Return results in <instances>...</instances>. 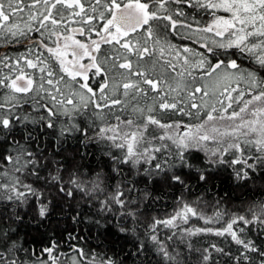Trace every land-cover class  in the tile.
<instances>
[{"label": "snow or ice", "instance_id": "obj_1", "mask_svg": "<svg viewBox=\"0 0 264 264\" xmlns=\"http://www.w3.org/2000/svg\"><path fill=\"white\" fill-rule=\"evenodd\" d=\"M0 264H264V0H0Z\"/></svg>", "mask_w": 264, "mask_h": 264}, {"label": "trees", "instance_id": "obj_2", "mask_svg": "<svg viewBox=\"0 0 264 264\" xmlns=\"http://www.w3.org/2000/svg\"><path fill=\"white\" fill-rule=\"evenodd\" d=\"M235 195L239 196V195H240V193H239V192H237V193H235ZM235 203H238V202H235Z\"/></svg>", "mask_w": 264, "mask_h": 264}]
</instances>
